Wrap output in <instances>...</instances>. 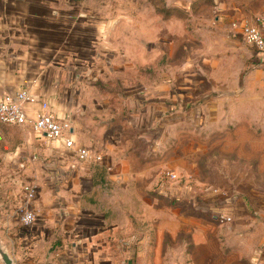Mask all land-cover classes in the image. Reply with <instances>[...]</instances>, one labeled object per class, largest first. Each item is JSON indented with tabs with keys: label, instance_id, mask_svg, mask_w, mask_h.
<instances>
[{
	"label": "crops",
	"instance_id": "crops-1",
	"mask_svg": "<svg viewBox=\"0 0 264 264\" xmlns=\"http://www.w3.org/2000/svg\"><path fill=\"white\" fill-rule=\"evenodd\" d=\"M165 1L187 15L162 19V29L161 16L125 13V2H113L119 14H104V2L0 0V95L26 89L46 101L70 123L74 142L67 147L29 125L4 124L5 132L0 125L5 143L11 131L20 135L0 154V249L11 264L183 263L173 228L188 224L154 188L164 169L185 166L175 142L194 124L204 130L212 120L216 127L222 118H255V108L264 118V54L231 26L264 21V0ZM158 34L180 40L181 68L198 71L195 79L142 77L156 69V48L143 44ZM240 65L248 68L241 81ZM207 88L218 91L211 103L243 102L244 112L188 110L205 102ZM26 109L33 117L39 105ZM78 147L101 160H81ZM26 186L35 190L29 202ZM22 207L35 215L28 226L19 220Z\"/></svg>",
	"mask_w": 264,
	"mask_h": 264
},
{
	"label": "rangeland",
	"instance_id": "rangeland-1",
	"mask_svg": "<svg viewBox=\"0 0 264 264\" xmlns=\"http://www.w3.org/2000/svg\"><path fill=\"white\" fill-rule=\"evenodd\" d=\"M77 1L104 2V14L118 13L113 2H125L121 5V9L127 10L125 13L161 16L157 27L162 29L165 24L162 19L187 15L165 0ZM127 2H135L137 6ZM173 27L175 34V24ZM160 35L143 44L144 47L156 48V69L142 71V77L155 75L164 79L169 76L168 80L179 82L187 77L195 79L198 71L181 68L186 52L184 45L179 39ZM171 42L174 46L172 70H166V52ZM189 56L199 61L191 49ZM247 72L248 68H241L240 65L237 79L243 80ZM200 91L205 90L199 88L195 93ZM207 91L205 102H201L204 97L190 102L188 110L206 108L205 111L213 113L216 110L212 108L217 105L222 110V116L224 113L233 116L236 112H244L243 102L211 103L218 91L209 88ZM237 92H240V87ZM254 112L255 118L250 119L222 118L216 127H213L212 120L206 127L211 126L209 129H201V123L198 126L194 124L175 142L178 152L182 149L185 166L181 170L164 169L162 173L169 171L176 177L166 183L169 195H156L163 205L179 213L177 220L188 224L180 228L174 223L173 228V247L174 251L182 250V264H264V230L260 227L264 222V118L260 117L259 109L255 108ZM0 125L5 132L6 125ZM10 134L6 136L7 143L0 137V154L12 151L20 142L17 131ZM159 185L160 182L154 192H159ZM221 215L230 216L231 220H222Z\"/></svg>",
	"mask_w": 264,
	"mask_h": 264
},
{
	"label": "built area",
	"instance_id": "built-area-1",
	"mask_svg": "<svg viewBox=\"0 0 264 264\" xmlns=\"http://www.w3.org/2000/svg\"><path fill=\"white\" fill-rule=\"evenodd\" d=\"M233 29H238L241 37L248 45L252 46L259 54H264V21L260 18L254 22H232ZM38 104L37 113L30 117L27 114V105ZM0 123L6 125L22 126L29 125L36 132L44 133L51 140H63L65 146L73 147L74 142L70 137V123L67 120L57 118L51 111L46 101H41L34 94L26 89H21L13 94L0 95ZM76 153L81 160L98 162L101 155L93 152L86 147L76 148ZM176 177L175 173L169 171L163 172L159 185V193L169 195L167 186L168 181ZM24 196L26 201L35 197L33 187H24ZM220 218L230 221L231 217L221 215ZM19 220L23 225H30L35 220L34 213L27 207H22L19 212Z\"/></svg>",
	"mask_w": 264,
	"mask_h": 264
},
{
	"label": "water",
	"instance_id": "water-1",
	"mask_svg": "<svg viewBox=\"0 0 264 264\" xmlns=\"http://www.w3.org/2000/svg\"><path fill=\"white\" fill-rule=\"evenodd\" d=\"M0 259L4 262V264H11L8 254L2 249H0Z\"/></svg>",
	"mask_w": 264,
	"mask_h": 264
}]
</instances>
